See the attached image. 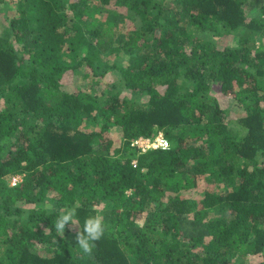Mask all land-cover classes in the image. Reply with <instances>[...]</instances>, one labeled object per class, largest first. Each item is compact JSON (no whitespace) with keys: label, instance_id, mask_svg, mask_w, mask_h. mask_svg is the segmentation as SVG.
<instances>
[{"label":"trees","instance_id":"trees-1","mask_svg":"<svg viewBox=\"0 0 264 264\" xmlns=\"http://www.w3.org/2000/svg\"><path fill=\"white\" fill-rule=\"evenodd\" d=\"M14 1L0 264H264V0ZM159 132L169 149L132 146ZM68 207L107 225L90 256L55 230Z\"/></svg>","mask_w":264,"mask_h":264},{"label":"clouds","instance_id":"clouds-1","mask_svg":"<svg viewBox=\"0 0 264 264\" xmlns=\"http://www.w3.org/2000/svg\"><path fill=\"white\" fill-rule=\"evenodd\" d=\"M67 226H72L73 230H76L75 239L78 243L77 247L85 256L92 255L96 242L101 240L107 231V225L104 223L101 215L88 216L84 221L83 227H80L75 207L64 209L56 217L54 227L60 237L64 236ZM47 230L45 229V231Z\"/></svg>","mask_w":264,"mask_h":264},{"label":"rangeland","instance_id":"rangeland-1","mask_svg":"<svg viewBox=\"0 0 264 264\" xmlns=\"http://www.w3.org/2000/svg\"><path fill=\"white\" fill-rule=\"evenodd\" d=\"M15 1H8L4 0L3 2H0V31L2 30V27L5 25V23L9 20L10 17H13L16 14V6ZM121 11H124V8H119ZM124 26L125 28L123 30H130L133 29L134 23L132 20L128 19L125 21V23H121V26ZM127 27V28H126ZM238 36L235 35H228L224 36V38L218 39L216 38L215 42L218 43L220 47H223L224 45H237ZM260 43V40L257 41V44ZM111 78V77H110ZM110 80V79H109ZM63 82L69 87L72 88L74 83L76 82V78L69 73L65 76ZM106 83V82H105ZM129 90H124L122 93V96L129 95ZM223 107H229L230 114L227 116V119H235L239 116H241V112L236 111L235 106L231 103V100L228 99L226 96L221 99ZM247 260H250V262L257 261L256 256L251 255Z\"/></svg>","mask_w":264,"mask_h":264},{"label":"built area","instance_id":"built-area-1","mask_svg":"<svg viewBox=\"0 0 264 264\" xmlns=\"http://www.w3.org/2000/svg\"><path fill=\"white\" fill-rule=\"evenodd\" d=\"M132 146H135L141 152H147L150 149H169L170 148V142L165 137V135L162 132H159L155 137H145L140 136L137 139H135L132 143ZM136 160L133 161L134 164H136ZM22 181L21 175H16L12 178L11 184L16 185L18 182Z\"/></svg>","mask_w":264,"mask_h":264}]
</instances>
